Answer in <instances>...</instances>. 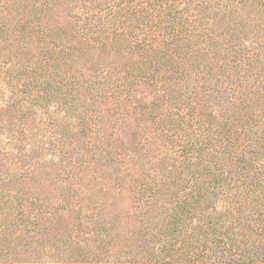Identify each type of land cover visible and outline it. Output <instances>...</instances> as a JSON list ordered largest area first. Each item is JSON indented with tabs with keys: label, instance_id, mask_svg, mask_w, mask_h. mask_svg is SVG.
I'll return each mask as SVG.
<instances>
[{
	"label": "trees",
	"instance_id": "16d2710c",
	"mask_svg": "<svg viewBox=\"0 0 264 264\" xmlns=\"http://www.w3.org/2000/svg\"><path fill=\"white\" fill-rule=\"evenodd\" d=\"M17 3L0 9V243L16 237L11 254L33 262L32 228L57 201L86 264H264V0ZM19 37L29 61L10 48ZM110 113L135 116L138 146L104 127ZM94 120L98 167L85 158L64 171L69 138ZM101 177L138 188L136 219L153 229L140 251L91 253L104 240L102 203L74 198ZM48 179L51 194L18 186Z\"/></svg>",
	"mask_w": 264,
	"mask_h": 264
},
{
	"label": "rangeland",
	"instance_id": "374dc122",
	"mask_svg": "<svg viewBox=\"0 0 264 264\" xmlns=\"http://www.w3.org/2000/svg\"><path fill=\"white\" fill-rule=\"evenodd\" d=\"M4 1L7 3L5 4ZM16 3V4H15ZM5 4V5H4ZM13 4V5H12ZM12 9H24L21 4L17 3V0H0V9H6L5 7L11 6ZM26 9V8H25ZM21 38H18V41H13L12 46L10 48L13 50H18L19 55L22 57L23 61H29L30 59L34 58L33 55L22 48ZM9 52L8 49H3L2 44L0 43V61H2L5 58V55ZM214 69H218L215 65L213 66ZM3 84L0 81V89ZM230 107V106H229ZM226 108L225 106L223 107ZM230 114H234V112L230 109L228 110ZM226 111H224L225 114ZM21 112L15 107V110L13 112L11 111L7 117V119L11 122L18 120L20 118ZM76 115V114H75ZM131 117H121L119 116L118 119H115L114 116L110 113L108 115V118L104 119V127H107L109 129L108 131L113 130L111 128V125L115 123L116 129L118 131V134L124 138L127 146H138V135L133 136L134 129L137 125V120L135 119V116L130 114ZM3 117V114H2ZM37 119V118H36ZM93 123H90V129L92 128V131L89 135L82 136L80 132L77 133V137H73V139L69 138L68 144L69 149L71 151L70 155L67 157V160L65 161L64 165L65 169L64 171H69L72 166L75 168L76 164L82 160L91 159L93 167H98V152L95 150L90 149H96V146L99 144L98 140L96 139V134L94 132V128L96 127V120L92 121ZM41 139H46V134L41 137ZM133 141H135L133 143ZM83 142L86 143L85 149L82 145ZM148 155L145 157V162L150 165V167H153V170L160 172L161 168L158 164L159 159L154 158V153L151 151L145 152ZM42 155V154H41ZM161 156V153H160ZM45 159L50 158V154H47V156L43 157ZM56 162V161H55ZM58 162V161H57ZM75 165V166H74ZM96 171H101L100 168H96ZM58 168L51 167V171L56 170ZM71 171V170H70ZM94 171H91V169L86 170L87 179L93 177ZM70 175H72V172H70ZM105 179V178H104ZM102 181V177L98 180L97 183L93 182L92 179L87 181L88 186L82 185L81 189H79L76 192V196L74 199L82 198L83 201H88L89 197H92L98 202L102 203L101 207V220L104 225V230L102 231V236H104V240L98 239L97 244L98 246H93L91 253L97 254L101 259H105L106 257H109L107 255L122 253L125 251H128L130 253H133L135 251H140L141 245H145V237H149L150 232L153 230L151 228L152 222L151 220H144V222H139V220L136 219V210L137 203H136V192L138 188L132 183L131 186H124L121 187L118 184L115 183V181L107 177L105 184L101 185L99 182ZM50 180H45L41 183V187L38 185H34L33 181H30L28 184L22 183L19 184L24 191L31 192V193H37L40 191H47L50 193L52 191V187H47L45 184L49 183ZM104 186V187H103ZM122 188L123 190L118 193V189ZM100 189H103L101 191ZM53 192V191H52ZM73 193V191H70ZM51 194V193H50ZM51 196V195H49ZM58 194L51 198V200L58 199ZM60 201V200H59ZM57 201H51L50 202V212L52 214L48 213L49 217L45 213L40 222L38 223L37 227H33V231L36 232V237L33 239V244L31 247V251L34 253L32 257L33 262H25L22 261L23 258L13 256L11 254V251L14 247L17 248V244L19 239H15L16 237H12L10 239H6L5 243H0V264H7L9 259L13 258L15 260L20 261L21 264H46L48 262H45V260H48L45 253H57V260L59 261H66L69 264H86L87 256H90V252L83 255H76L74 253V249L70 248L69 244V236L71 237L75 235L76 232V226L75 219L73 215L71 216H63L65 212H68L67 210L61 211L58 206ZM48 209V206L46 207ZM60 211V214H59ZM139 214V213H138ZM160 216V215H159ZM185 215L182 214V217ZM75 228V229H74ZM38 232V234H37ZM172 232V231H171ZM79 237H81L83 234L80 231H78ZM168 237L172 238L174 235L169 233H166ZM175 234H178V232H175ZM142 235V238H141ZM29 237L25 236L24 238ZM9 238V237H8ZM20 248V247H19ZM60 255V256H59ZM63 255V256H61ZM128 255V254H127ZM91 257V256H90ZM125 256L122 255V258ZM110 261V259L108 260Z\"/></svg>",
	"mask_w": 264,
	"mask_h": 264
}]
</instances>
